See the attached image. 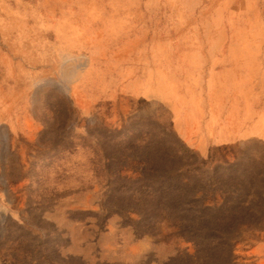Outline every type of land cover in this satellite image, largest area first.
Listing matches in <instances>:
<instances>
[{
	"label": "rangeland",
	"instance_id": "374dc122",
	"mask_svg": "<svg viewBox=\"0 0 264 264\" xmlns=\"http://www.w3.org/2000/svg\"><path fill=\"white\" fill-rule=\"evenodd\" d=\"M0 264H264V0H0Z\"/></svg>",
	"mask_w": 264,
	"mask_h": 264
},
{
	"label": "crops",
	"instance_id": "0c3cea01",
	"mask_svg": "<svg viewBox=\"0 0 264 264\" xmlns=\"http://www.w3.org/2000/svg\"><path fill=\"white\" fill-rule=\"evenodd\" d=\"M185 139V141L187 142V143H189V144H191L192 143V141L189 139V138H184ZM189 141V142H188Z\"/></svg>",
	"mask_w": 264,
	"mask_h": 264
}]
</instances>
